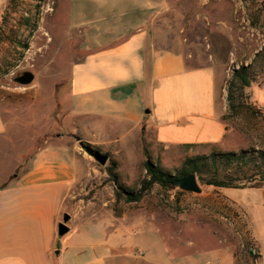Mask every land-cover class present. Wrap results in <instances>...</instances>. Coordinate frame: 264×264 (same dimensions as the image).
<instances>
[{"label":"rangeland","instance_id":"1","mask_svg":"<svg viewBox=\"0 0 264 264\" xmlns=\"http://www.w3.org/2000/svg\"><path fill=\"white\" fill-rule=\"evenodd\" d=\"M143 1L149 6L145 31L151 44L184 54L190 68L213 67L222 79L224 99L233 70L250 64L264 45V0ZM95 6L87 0H0V113L11 135L10 149L22 160L16 173L25 167L28 153L57 136H68L86 165L84 176L71 191L67 214L82 209L88 220L113 222L135 233L140 229L134 239L144 250L134 248L129 264H151L147 258L156 264H258L242 212L217 190L196 176L200 195L155 185L139 202L126 203L117 193L140 189L146 176L144 163L132 155H112L92 146L109 157L101 167L73 139L75 128L62 126L74 66L89 54L76 24L86 9L88 16L94 14ZM26 19L34 24L31 30L21 27L20 21ZM25 73L33 75L28 85L17 82ZM262 86L253 84L245 91L258 111L254 119H246L248 114L223 120L228 111L225 100L222 120L228 126L230 143L226 152L264 154V103L256 101L260 94L257 100L263 101ZM130 138H123L119 148L124 150ZM147 152L144 148L146 161L172 175L186 159L171 153L155 162ZM12 162L9 158L0 161V184L16 167ZM250 168L255 171L253 164ZM67 226L72 228L69 221Z\"/></svg>","mask_w":264,"mask_h":264},{"label":"crops","instance_id":"2","mask_svg":"<svg viewBox=\"0 0 264 264\" xmlns=\"http://www.w3.org/2000/svg\"><path fill=\"white\" fill-rule=\"evenodd\" d=\"M87 1L96 11L88 16L86 9L76 26L89 54L74 66L62 126H73L88 145L142 163L144 148L155 162L171 153L190 158L226 152L224 89L215 69L190 68L184 54L151 44L145 31L149 6L143 0ZM260 85L264 88V82ZM258 98L261 94L256 101L263 104L264 97L260 103ZM10 139L0 113V161L17 164L0 184V264H129L133 249H143L134 239L140 229L135 233L113 222L88 220L82 209L70 215L71 235L59 237L57 226L85 174L86 159L60 135L28 153L16 174L22 160L10 149ZM213 190L240 209L250 247L264 264V186Z\"/></svg>","mask_w":264,"mask_h":264},{"label":"trees","instance_id":"3","mask_svg":"<svg viewBox=\"0 0 264 264\" xmlns=\"http://www.w3.org/2000/svg\"><path fill=\"white\" fill-rule=\"evenodd\" d=\"M20 24L25 30H31L34 27V24H30L27 19L24 23L20 21ZM19 44L23 49L26 48L24 44ZM263 82L264 45L254 55L250 64L242 65L238 69L233 70L232 76L227 82L225 100L228 111L223 116V120L226 121L229 117L244 118L248 114L249 116L246 119L256 118L258 116L256 105L250 100V95H247L245 91L250 89L253 84H261ZM252 164L255 166V171L250 168ZM143 166L146 176L141 181L140 189L136 192H126L120 189V192L117 193V196L123 198L126 203L139 202L155 185L162 189L175 190L176 188L172 184L189 175H196L201 180L200 182L213 188L244 189L264 186L263 153L254 156L250 152L242 150L239 153L231 151L188 157L173 175L168 174L149 161H146ZM221 171L226 173L222 174ZM177 192L179 194L185 193L182 191Z\"/></svg>","mask_w":264,"mask_h":264},{"label":"water","instance_id":"4","mask_svg":"<svg viewBox=\"0 0 264 264\" xmlns=\"http://www.w3.org/2000/svg\"><path fill=\"white\" fill-rule=\"evenodd\" d=\"M33 81V75L30 73H25L21 77L17 79L22 85H28ZM73 139L79 144L81 150L87 154L90 158L94 160L99 166L104 167L108 162V155L101 153L90 145L85 144L80 137L74 135ZM176 189L190 194H200L202 192L200 186L196 181V175H189L185 178L179 179L172 184ZM68 221H70V215L64 214L62 217V221L57 226V235L59 237H63L70 229L67 226Z\"/></svg>","mask_w":264,"mask_h":264},{"label":"built area","instance_id":"5","mask_svg":"<svg viewBox=\"0 0 264 264\" xmlns=\"http://www.w3.org/2000/svg\"><path fill=\"white\" fill-rule=\"evenodd\" d=\"M251 252H252L253 254H255V252H254V250H253V249H251Z\"/></svg>","mask_w":264,"mask_h":264}]
</instances>
